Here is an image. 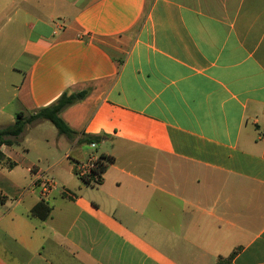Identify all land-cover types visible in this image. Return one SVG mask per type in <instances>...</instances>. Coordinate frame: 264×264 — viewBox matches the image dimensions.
<instances>
[{
  "label": "crops",
  "instance_id": "1",
  "mask_svg": "<svg viewBox=\"0 0 264 264\" xmlns=\"http://www.w3.org/2000/svg\"><path fill=\"white\" fill-rule=\"evenodd\" d=\"M41 1L9 2L28 67L0 129L87 95L60 114L71 154L0 146V264H264V0ZM100 155L87 185L77 167Z\"/></svg>",
  "mask_w": 264,
  "mask_h": 264
},
{
  "label": "rangeland",
  "instance_id": "2",
  "mask_svg": "<svg viewBox=\"0 0 264 264\" xmlns=\"http://www.w3.org/2000/svg\"><path fill=\"white\" fill-rule=\"evenodd\" d=\"M31 1L34 2V0H29V2L34 5L37 4V6L43 10L42 13H45L46 15L49 14L50 11L49 9L47 10L44 1H41L39 4L36 2L32 3ZM9 2L10 0H0V105L3 104L7 98L5 91L6 87L3 85L8 86L10 97L11 94H13L11 89L20 85L28 67V60L23 55V49L26 40L28 39L29 31L27 27L24 26L23 12L17 8V10H13L14 5L11 6ZM17 2L18 0H16V4ZM16 105V101H14L12 105L7 108L6 112L10 114L12 110L16 109ZM15 119L16 118L14 117V120ZM39 122L41 121H37V123ZM34 123L35 125L37 124L36 122ZM30 125L27 126L29 127ZM36 134L43 136L44 140H39V143L36 144L38 147L33 149L31 146H28V143L26 144L25 142L27 139L35 136ZM57 134L58 133L52 124L47 121H42L41 126L32 127L31 125V129H29V131L23 132L18 138V142L9 147L18 153L16 157L19 159V164H23L25 160H30L31 162L37 163L39 159L41 162H44L42 161V158L39 154V150L44 147L54 148L55 142H58L57 146L59 151H57L55 156L49 159H57L59 154L67 151L71 154L73 148L70 142L66 139H61V141H59L58 138L60 137H57ZM46 140L48 141V144L45 142ZM80 147L86 146H77V148ZM24 149H30L28 156L23 155Z\"/></svg>",
  "mask_w": 264,
  "mask_h": 264
},
{
  "label": "trees",
  "instance_id": "3",
  "mask_svg": "<svg viewBox=\"0 0 264 264\" xmlns=\"http://www.w3.org/2000/svg\"><path fill=\"white\" fill-rule=\"evenodd\" d=\"M87 95V91L78 94L63 93L53 104L48 107L41 108L33 114H28L24 116L19 113L13 124L0 129V146H11L18 142V138L24 132L27 125H30L37 121H47L56 129L59 135H64L65 137L71 139L76 135V132L71 130L60 118V114L63 110L70 107L71 105L81 101ZM98 141L97 137L87 136L82 134L79 138L80 144H90L96 143ZM112 158L100 155L97 161V167L94 174H102L109 163H111ZM0 164L6 165L8 168L13 166V163L7 159L0 151ZM89 185V182H85ZM51 208L44 202L37 203L30 211L33 216L38 217L40 220H45L50 214Z\"/></svg>",
  "mask_w": 264,
  "mask_h": 264
},
{
  "label": "built area",
  "instance_id": "4",
  "mask_svg": "<svg viewBox=\"0 0 264 264\" xmlns=\"http://www.w3.org/2000/svg\"><path fill=\"white\" fill-rule=\"evenodd\" d=\"M89 147L95 149L96 145L94 143H90ZM97 161L98 158L92 156L84 164L78 165L76 174L84 183L89 182V185H96L100 182V174H94V171L97 167ZM47 184L49 187V183ZM48 187L44 189V193L47 191Z\"/></svg>",
  "mask_w": 264,
  "mask_h": 264
}]
</instances>
